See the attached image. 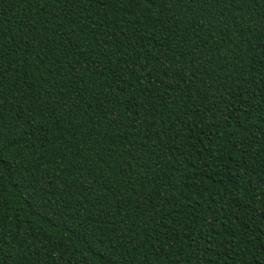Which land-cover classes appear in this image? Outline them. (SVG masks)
Here are the masks:
<instances>
[{"label": "trees", "instance_id": "16d2710c", "mask_svg": "<svg viewBox=\"0 0 264 264\" xmlns=\"http://www.w3.org/2000/svg\"><path fill=\"white\" fill-rule=\"evenodd\" d=\"M0 264H264V0H0Z\"/></svg>", "mask_w": 264, "mask_h": 264}]
</instances>
